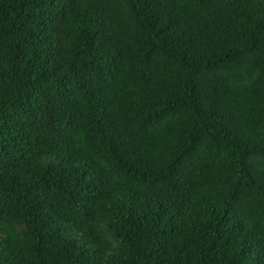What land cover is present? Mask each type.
<instances>
[{
  "label": "trees",
  "instance_id": "trees-1",
  "mask_svg": "<svg viewBox=\"0 0 264 264\" xmlns=\"http://www.w3.org/2000/svg\"><path fill=\"white\" fill-rule=\"evenodd\" d=\"M0 264H264V0H0Z\"/></svg>",
  "mask_w": 264,
  "mask_h": 264
}]
</instances>
